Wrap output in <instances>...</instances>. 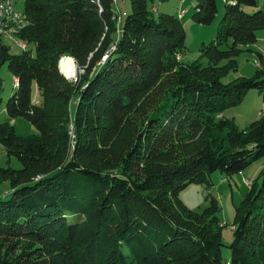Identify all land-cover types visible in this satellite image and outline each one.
I'll return each instance as SVG.
<instances>
[{"label":"trees","instance_id":"1","mask_svg":"<svg viewBox=\"0 0 264 264\" xmlns=\"http://www.w3.org/2000/svg\"><path fill=\"white\" fill-rule=\"evenodd\" d=\"M128 1L117 33L114 0H23L28 24L18 36L29 47L19 55L0 47V67L16 83L5 112L37 129L19 136L0 123V145L21 163L0 167V188L9 187L0 191V264L223 263L216 199L207 193L195 212L178 195L264 157V116L244 130L223 116L249 90L264 100L261 54L252 77L223 81L264 30V10L224 0L203 65L178 58L181 17L153 13L165 0ZM194 9L204 26L218 11L216 0ZM62 57L73 59L75 80L61 74ZM132 160L143 163L139 176ZM24 239L59 247L27 257L14 243ZM227 248L231 264H264V171L236 211Z\"/></svg>","mask_w":264,"mask_h":264},{"label":"rangeland","instance_id":"2","mask_svg":"<svg viewBox=\"0 0 264 264\" xmlns=\"http://www.w3.org/2000/svg\"><path fill=\"white\" fill-rule=\"evenodd\" d=\"M256 7H246L249 14L254 10H264V0H256ZM217 14L214 21L210 25H198L193 22L191 16L194 12V6L196 0H165L163 2L154 3V14H169L178 15L179 12H183V16L180 18L184 28L185 34V51L178 58L184 63H191L199 61L203 65H206L207 60L200 53L202 46L213 41L217 36V28L223 14L224 0H216ZM13 9L16 13L23 12V0H14ZM114 10L116 13V28L117 33L120 28L121 21L124 15L130 11V4L128 0H115ZM247 13V12H246ZM17 38L15 35L3 34L0 36V47H4L8 50L10 55H19L23 51L17 45ZM259 54H264V30H260L257 33V40L255 44L251 45L249 50L243 51L236 58L237 68L234 71H230L223 79L225 83L230 82L238 77H252L255 74L257 63L260 62ZM69 59L71 60L72 72L67 73L62 69L63 62ZM222 62L221 64H223ZM59 69L61 74L70 80L76 79L77 69L72 58L63 57V60L59 62ZM73 73V74H72ZM72 75V76H71ZM15 79L8 69L7 64H3L0 67V89H1V103H0V123H7L13 126L15 132L19 136H28L31 134H37V129L27 121L19 117H9L5 112V103L8 98L14 93ZM163 87L157 90V92L163 91ZM34 102L37 97L34 92ZM163 100V98H162ZM161 100V101H162ZM264 112V100L262 95L256 90H249L243 97L240 104L235 107L227 109L223 116L224 118L233 121L238 130H244L249 127L250 124L260 119L258 113ZM138 160H132L129 165L130 173L139 176L141 174L143 163H138ZM0 167H10L15 170L21 168V163L14 157H8L0 145ZM264 171V157L251 164L241 173L234 174L232 176H226L225 174L216 171L210 175L212 181L211 188H205V185L198 183H192L185 189L179 192V200L190 210L195 212L202 211L207 205L206 194L209 193L210 197H214L217 201L219 211L218 217L220 223L223 225L221 231V243L224 245L221 247L222 264L230 263V250L227 246L233 240V224L235 220L236 211L243 203L244 196L248 192L252 185L259 183L262 172ZM9 189L8 184L5 183L0 188V191ZM2 192V193H3ZM14 242V240H13ZM20 244L22 247L21 253L30 257L34 253L37 255H44L49 253L53 248L59 247L56 243H38L32 240H18L14 243ZM19 245V246H20ZM18 246V245H17Z\"/></svg>","mask_w":264,"mask_h":264},{"label":"built area","instance_id":"3","mask_svg":"<svg viewBox=\"0 0 264 264\" xmlns=\"http://www.w3.org/2000/svg\"><path fill=\"white\" fill-rule=\"evenodd\" d=\"M115 1V0H114ZM14 0H0V36L15 35L17 38V45L22 51H26L29 47L28 43L18 36V33L23 27H26L28 21L25 15L22 13H16L13 9ZM179 17L183 16V12L178 13ZM264 57V54H263ZM63 57L60 59V65ZM257 67H260V62L257 63ZM16 83L14 82V86ZM259 117L264 116V112L258 113ZM227 264V263H226Z\"/></svg>","mask_w":264,"mask_h":264},{"label":"bare ground","instance_id":"4","mask_svg":"<svg viewBox=\"0 0 264 264\" xmlns=\"http://www.w3.org/2000/svg\"><path fill=\"white\" fill-rule=\"evenodd\" d=\"M62 69L67 72V73H71L72 72V65H71V60L69 59H66L64 62H63V65L61 66ZM73 74V73H72ZM72 76V75H71Z\"/></svg>","mask_w":264,"mask_h":264},{"label":"crops","instance_id":"5","mask_svg":"<svg viewBox=\"0 0 264 264\" xmlns=\"http://www.w3.org/2000/svg\"><path fill=\"white\" fill-rule=\"evenodd\" d=\"M37 102V101H36Z\"/></svg>","mask_w":264,"mask_h":264}]
</instances>
